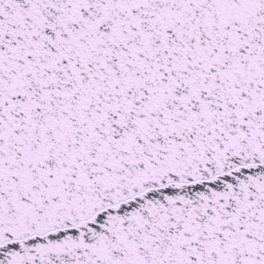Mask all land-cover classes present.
Masks as SVG:
<instances>
[{"label":"snow or ice","instance_id":"obj_1","mask_svg":"<svg viewBox=\"0 0 264 264\" xmlns=\"http://www.w3.org/2000/svg\"><path fill=\"white\" fill-rule=\"evenodd\" d=\"M0 264H264V0H0Z\"/></svg>","mask_w":264,"mask_h":264}]
</instances>
